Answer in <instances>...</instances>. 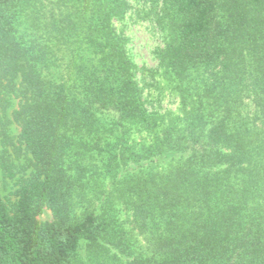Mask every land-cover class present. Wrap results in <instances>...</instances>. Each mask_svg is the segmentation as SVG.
Listing matches in <instances>:
<instances>
[{
	"label": "trees",
	"instance_id": "16d2710c",
	"mask_svg": "<svg viewBox=\"0 0 264 264\" xmlns=\"http://www.w3.org/2000/svg\"><path fill=\"white\" fill-rule=\"evenodd\" d=\"M162 1L176 111L126 52L125 0H0V137L28 171L0 158V264H264V0Z\"/></svg>",
	"mask_w": 264,
	"mask_h": 264
},
{
	"label": "rangeland",
	"instance_id": "374dc122",
	"mask_svg": "<svg viewBox=\"0 0 264 264\" xmlns=\"http://www.w3.org/2000/svg\"><path fill=\"white\" fill-rule=\"evenodd\" d=\"M33 0H31L32 2ZM41 3H44L45 6L49 4L51 0H41ZM129 8L125 11V14L122 18L114 20V25L117 27V30L120 31L125 38V49L132 60V62L140 69L148 70H158L156 74L157 80L160 82L159 88H156L150 99L154 106L156 105V96L157 92L162 89H166L163 94L164 98L161 100L160 106L169 108L171 111H176L179 105V100L177 97L170 96V87L164 86V83L167 82L162 73V69L159 68V59L158 52L165 46L166 42L169 39V33L167 28V19L165 18V6L162 0H125ZM27 6H30L31 3L27 2ZM44 6V8H46ZM43 8V9H44ZM24 16V15H22ZM140 83L144 84L143 87L145 90H152V80L144 79V74L142 71L137 73ZM142 79V80H141ZM168 87V88H166ZM10 107L7 108L9 122L6 123V132L11 139V142H15L18 146L17 137L19 134V125L14 121H11V112L14 108L17 107V100L13 99L9 104ZM2 115V112H0ZM19 157V159L17 158ZM0 158L8 159L13 161L15 164V170L17 178L22 176L23 178L27 176L28 171H23L22 165L25 163V157L23 153H16L12 145H2L0 137ZM17 188L16 179H11L6 176L0 166V195L10 206L15 202V190ZM86 197L92 195V189H86L84 191ZM41 221L50 220V212L43 208L41 213L37 216ZM119 219L123 220L124 216H120ZM83 255V254H82ZM82 260L78 264H83V259L87 260V257L83 255Z\"/></svg>",
	"mask_w": 264,
	"mask_h": 264
}]
</instances>
